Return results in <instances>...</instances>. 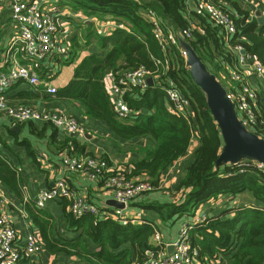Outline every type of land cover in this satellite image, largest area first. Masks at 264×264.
I'll use <instances>...</instances> for the list:
<instances>
[{
  "label": "trees",
  "instance_id": "16d2710c",
  "mask_svg": "<svg viewBox=\"0 0 264 264\" xmlns=\"http://www.w3.org/2000/svg\"><path fill=\"white\" fill-rule=\"evenodd\" d=\"M226 1L225 8L236 25V32L229 40L197 5L198 0H61L88 17L112 16L127 28L99 36L105 55L86 56L75 68L74 78L58 94L80 100L90 116L108 123L124 139L153 137L155 145L146 147V155L126 171L134 179L147 180L156 188L172 163L188 153L196 136L199 145L194 151V160L176 187L177 191L183 190V196L158 206L161 219L193 214L201 204L212 199L234 198L249 190L263 208L244 207L237 209L233 216H209L207 221L192 227L191 244L198 249V264H216L218 258L221 262L217 264H261L264 261V174L252 166L241 171L234 164L217 165L224 141L208 107L206 93L196 83L180 49L173 44L163 47L154 35L149 17L143 14L145 9L155 11L176 35L189 30L187 42L215 75L227 73V66H235L237 44L264 65V22L260 24L257 17L250 18V12L238 2ZM141 66L151 72L154 84L144 90L134 87L127 92L125 98L133 114L119 118L105 77L108 73L118 77ZM170 81L189 99L192 113L188 117L171 109L166 91ZM256 133L264 138V130ZM15 177L14 168L0 153V181L15 188ZM68 219L84 230L82 243L73 244L74 251L67 249L68 253L77 254L88 264L130 263L134 254L138 256V264H142L143 245L150 247L148 241L155 229L148 223L122 224L113 218L102 219L91 214L75 217L70 212ZM88 246L95 250L90 251Z\"/></svg>",
  "mask_w": 264,
  "mask_h": 264
},
{
  "label": "crops",
  "instance_id": "0c3cea01",
  "mask_svg": "<svg viewBox=\"0 0 264 264\" xmlns=\"http://www.w3.org/2000/svg\"><path fill=\"white\" fill-rule=\"evenodd\" d=\"M35 1L62 9L68 7L61 3V0ZM233 1L238 2L242 9L249 11L250 18L258 19L260 13L264 19V0ZM10 10L8 0L0 12V70L7 69L4 65L5 49L17 30L10 19ZM71 10L76 16L63 17L62 25L65 33L63 43L69 49V57L59 59L56 56L52 64L50 61H45L42 67L41 63L33 61V69L40 74L39 84L33 86L27 81H18L8 89L6 95L12 104L25 103L38 110H55L76 117L84 124L85 132L71 135L64 129L43 120L15 122L6 116L0 117V153L16 172L15 188L0 181V191L11 202L10 216L23 236V240L20 241L22 258L18 264H88L77 254L68 253V250L74 251L73 244L82 243L84 239L83 227L77 226L76 223L73 225L68 219L69 199L61 197L48 201L44 208L36 206L37 193L43 188L54 186L57 179L64 177L73 191L86 195L90 202L109 213L115 208L111 204L113 196L105 188L104 178L91 180L81 172L68 171L62 165L61 153L66 152L81 158L90 156L107 158L113 167L127 169L146 155L144 151L146 147L155 145V140L150 135L132 139L120 137L108 123L90 116L80 100L58 94L60 89L74 78L75 68L86 56L105 55L106 49L101 46L99 36L111 35L120 28L114 29L109 25L114 20L118 21L112 19V16L104 19L87 16L85 19L86 15L82 12L78 14V11L72 8ZM106 19L112 20L107 22ZM118 22L123 24L121 21ZM263 22L259 21L260 24ZM105 84L111 94V73L106 75ZM50 85L56 86L58 92L49 93ZM198 145L199 140L195 136L188 153L172 163L162 175L160 185L151 193L135 199L125 209L126 221L110 215L108 217L101 215L99 218H113L122 224L148 223L161 232L165 242H172L178 237L182 225L192 222L199 213L226 217L233 216L240 208L262 207L254 194L247 190L234 198L220 196L212 199L201 204L193 214H183L168 220L161 219L158 206L179 200L183 196V190L177 191L176 187L193 162L194 151ZM31 231L38 235L43 245L42 251L33 255L27 254L24 250V238ZM148 244L149 248L143 245L144 257L147 250L154 247L153 233ZM88 248L90 251L95 250L92 246ZM137 249L140 251L141 248ZM137 258L138 256L134 254L133 261L130 263L127 261L125 264H138ZM220 260L221 258H218L216 264L221 262Z\"/></svg>",
  "mask_w": 264,
  "mask_h": 264
},
{
  "label": "built area",
  "instance_id": "2783aa9c",
  "mask_svg": "<svg viewBox=\"0 0 264 264\" xmlns=\"http://www.w3.org/2000/svg\"><path fill=\"white\" fill-rule=\"evenodd\" d=\"M7 1L0 0V12ZM9 2L10 19L17 30L5 49L4 65L7 69L0 70V117L6 116L15 122L43 120L64 129L71 135L83 134L85 126L76 117L55 110H38L25 103L12 104L6 95L8 89L18 81H27L33 86L39 84L40 74L33 69V61L41 63L42 67L45 61H50L52 64L56 56L59 59L69 57V49L63 43L65 35L62 29L63 17L76 16V14L69 6L62 9L35 0H9ZM226 4V0H218L217 3L213 0H198L197 3L221 28L224 38L229 40L236 32V25L225 8ZM143 14L152 22L154 35L162 46L166 47L168 44L177 46L187 60L188 53L182 46L181 40L187 42L186 38L190 36L189 30L176 35L155 11L145 9ZM84 17L87 19V16ZM109 25L114 29L127 28L125 23L115 20ZM234 50L237 54L235 66H227V73L220 72L216 77L225 87L228 99L234 103L239 119L249 130L256 133L264 130V65L241 44L235 45ZM150 74L151 72L144 66L127 70L118 77L111 74V96L119 118H128L133 114L125 95L134 87L146 89L150 85L148 83ZM166 91L172 105L171 109L188 117L192 113L189 99L172 81L167 83ZM48 92L55 94L58 89L50 85ZM61 158L62 165L68 171L81 172L91 180L104 178L106 190L111 193L113 199L124 203L125 208L115 207L112 213H109L90 202L86 195L73 191L64 177L57 179L54 186L43 188L37 193L35 203L38 208H44L50 200L65 197L69 199V210L75 217L85 214L98 217L110 215L126 221L124 211L131 202L156 189L147 180H137L129 176L125 168L113 167L105 158L94 156L81 158L66 152L61 153ZM234 165L242 169L241 171L252 166L264 174V163L260 161H240ZM10 206L11 202L0 191V264H18L22 258L20 241L23 240V236L10 216ZM208 218L207 213H199L192 222L182 225L178 237L172 242H165L161 232L154 229V247L147 250L142 264H198V249L191 244L190 231L195 224L207 221ZM24 241V250L29 255L40 253L43 249L42 241L34 231L29 232ZM261 264H264V261Z\"/></svg>",
  "mask_w": 264,
  "mask_h": 264
},
{
  "label": "water",
  "instance_id": "95a60500",
  "mask_svg": "<svg viewBox=\"0 0 264 264\" xmlns=\"http://www.w3.org/2000/svg\"><path fill=\"white\" fill-rule=\"evenodd\" d=\"M259 21L263 17L258 13ZM187 50L186 64L190 67L196 83L206 93L208 107L220 127L224 145L218 157L217 165L236 164L240 161L252 160L264 163V138L249 130L239 119L236 107L227 97V91L222 83L212 73L195 49L186 41L181 40ZM148 83L154 84V78L149 76ZM111 204L125 208V204L111 199Z\"/></svg>",
  "mask_w": 264,
  "mask_h": 264
},
{
  "label": "rangeland",
  "instance_id": "374dc122",
  "mask_svg": "<svg viewBox=\"0 0 264 264\" xmlns=\"http://www.w3.org/2000/svg\"><path fill=\"white\" fill-rule=\"evenodd\" d=\"M221 80V79H220ZM222 82H224L223 80H221ZM218 263H220V262H218Z\"/></svg>",
  "mask_w": 264,
  "mask_h": 264
}]
</instances>
